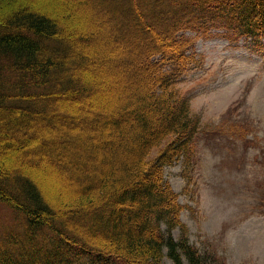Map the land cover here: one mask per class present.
<instances>
[{
    "label": "trees",
    "instance_id": "trees-1",
    "mask_svg": "<svg viewBox=\"0 0 264 264\" xmlns=\"http://www.w3.org/2000/svg\"><path fill=\"white\" fill-rule=\"evenodd\" d=\"M88 6L104 26L78 21ZM220 33L261 49L264 0H0V264H228L190 241L164 175L212 133L179 84ZM107 38L120 57L94 56Z\"/></svg>",
    "mask_w": 264,
    "mask_h": 264
},
{
    "label": "rangeland",
    "instance_id": "rangeland-1",
    "mask_svg": "<svg viewBox=\"0 0 264 264\" xmlns=\"http://www.w3.org/2000/svg\"><path fill=\"white\" fill-rule=\"evenodd\" d=\"M92 11L88 6L78 21L84 27L92 23V27L101 28L103 23ZM106 42L108 38L98 45L90 43L94 56L101 52L112 59L120 57L121 44L113 48ZM260 44L261 49H256L250 40H229L221 33L197 41L199 63L184 73L179 85L182 91H190L191 110L200 115L201 130L212 133L207 142L201 139L194 166L184 169L180 159L165 166L164 171L184 206L181 218L190 230V241L201 248L206 239H213L228 264H264V40ZM106 68L109 69L102 67L105 74ZM120 70L117 68L113 79L124 86L127 76ZM125 100L122 97L120 106H126ZM234 106L237 107L224 121L226 112ZM129 111L132 114L133 109ZM223 122L232 133L216 137ZM230 129L246 135H233ZM157 151L158 148L153 149L151 156ZM35 163L50 166L45 158ZM50 169L48 190L54 194L58 177ZM0 210V220H5L3 209ZM163 229L167 230L166 225ZM173 234L177 238L179 229ZM164 262L173 264L167 256Z\"/></svg>",
    "mask_w": 264,
    "mask_h": 264
}]
</instances>
